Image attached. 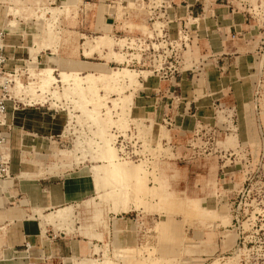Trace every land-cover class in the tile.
<instances>
[{"label":"rangeland","instance_id":"rangeland-1","mask_svg":"<svg viewBox=\"0 0 264 264\" xmlns=\"http://www.w3.org/2000/svg\"><path fill=\"white\" fill-rule=\"evenodd\" d=\"M1 157L0 264H264V0H0Z\"/></svg>","mask_w":264,"mask_h":264},{"label":"crops","instance_id":"crops-1","mask_svg":"<svg viewBox=\"0 0 264 264\" xmlns=\"http://www.w3.org/2000/svg\"><path fill=\"white\" fill-rule=\"evenodd\" d=\"M48 69V68H47ZM47 69L43 70V74L46 77V79L43 81L44 84H47L49 82V75L47 72ZM151 78H148L147 80H144V87H152L151 85ZM165 83V82H163ZM40 109H26L21 110L18 117V121L20 125L25 129H36L41 127L40 121H38V117L43 118V113L40 112ZM48 120V118H46ZM31 121L32 127L28 126L29 121ZM36 120V121H35ZM193 132H191V135L189 137H192ZM172 138L174 139L173 143L174 145H180V143L183 142L184 136L182 131H173L171 133ZM108 161V159H107ZM109 168L113 169L112 166ZM111 175V174H110ZM109 175V176H110ZM22 176V175H21ZM95 176H100L97 172ZM81 178V177H80ZM79 178L78 182H72L68 180L67 182L63 183V189L60 191V189H56L59 187H50V188H43V185L41 182L34 181L31 177H22L16 181L15 184V193L16 195H20L22 198L21 200L30 204L31 206H34L36 208L40 209H50L55 207H62L63 203H71V202H77V201H83V199L88 195L87 188H76L80 187L82 185H87V177ZM98 189H101L103 186H99V181L96 182ZM107 186L104 184V187ZM73 188V189H72ZM112 188H115L112 184ZM121 188V186H119ZM72 217V212L68 209H63L57 211L55 214L50 216L51 222H64L69 220ZM22 242L20 243L21 246H25L27 249H24L23 252H31V256L33 255L38 256L40 253L45 251H53L56 246H58L59 250L63 249L62 241L59 242V240L56 239H48V242L42 243L40 239L38 238V235L35 233L27 234L24 238H22ZM45 244V245H44ZM74 247H78V249L81 251V249H87L88 244L86 241H80L78 242V245H73ZM44 253V252H43Z\"/></svg>","mask_w":264,"mask_h":264},{"label":"bare ground","instance_id":"bare-ground-1","mask_svg":"<svg viewBox=\"0 0 264 264\" xmlns=\"http://www.w3.org/2000/svg\"><path fill=\"white\" fill-rule=\"evenodd\" d=\"M52 69L53 68H48L47 69V71H45V72H47L48 73V75H49V77L51 76V73H52ZM112 153V152H111ZM108 161L110 162V166H112V168H115V166H117V164L114 162V159H113V157L112 156H109L108 157ZM120 165V164H119ZM109 168V167H108ZM118 168V167H117ZM110 169V168H109ZM112 171H113V169H110V173H109V175L112 173ZM121 172V171H120ZM129 172V171H128ZM112 175V174H111ZM113 176V175H112ZM115 177V176H114ZM118 177V176H117ZM119 180V179H118ZM121 184H119V186H120ZM119 186H118V188H119ZM115 188H117V187H115ZM122 188V187H121Z\"/></svg>","mask_w":264,"mask_h":264},{"label":"built area","instance_id":"built-area-1","mask_svg":"<svg viewBox=\"0 0 264 264\" xmlns=\"http://www.w3.org/2000/svg\"><path fill=\"white\" fill-rule=\"evenodd\" d=\"M0 161L4 163L2 157H1ZM5 170H6V169H5L4 165L1 164V165H0V177H4V172H5Z\"/></svg>","mask_w":264,"mask_h":264}]
</instances>
